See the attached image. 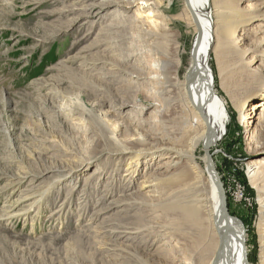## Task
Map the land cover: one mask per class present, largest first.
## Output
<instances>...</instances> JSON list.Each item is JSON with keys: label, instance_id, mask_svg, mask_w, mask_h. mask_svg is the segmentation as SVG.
<instances>
[{"label": "rangeland", "instance_id": "374dc122", "mask_svg": "<svg viewBox=\"0 0 264 264\" xmlns=\"http://www.w3.org/2000/svg\"><path fill=\"white\" fill-rule=\"evenodd\" d=\"M113 1L101 7V0H0V264H184L172 210L162 208L170 193L160 180L170 159L125 152L172 142L153 119L154 58L133 24L156 0ZM158 1L175 36V70L187 63L197 32L184 0ZM153 13L152 21L161 20ZM110 21L124 22L131 35L126 60L107 48ZM263 23L240 26L209 57L228 113L227 135L213 149H222L217 170L255 262L257 191L247 171L249 160L264 157V105L245 109L239 122L233 104L264 84ZM254 53L263 57L251 62ZM145 178L152 185L141 188Z\"/></svg>", "mask_w": 264, "mask_h": 264}, {"label": "bare ground", "instance_id": "6f19581e", "mask_svg": "<svg viewBox=\"0 0 264 264\" xmlns=\"http://www.w3.org/2000/svg\"><path fill=\"white\" fill-rule=\"evenodd\" d=\"M141 1L147 3L149 0ZM240 1L184 0L197 35L187 63L175 70L171 69V63L176 61L177 45L175 36L168 33L164 11L159 7L160 1L149 2V12L144 14V10L138 11L133 20V24L139 28V34L147 39L149 53L154 58L152 65L156 72L151 77L157 87H151L154 97L149 106L159 107L157 118L153 119L163 124L162 133L172 142L154 143L136 151L125 149V152H134L135 155L147 152L152 159H170L165 168L167 175L160 180L170 193L169 201L162 203V208L172 210V236L180 244L178 253L183 251L185 254V261L183 256L179 259L184 264H264V157L249 160L247 171L248 182L257 191L258 204L259 255L258 260L252 263L249 260V239L245 228L239 219L228 212L226 206V193L217 170V160L220 158L217 153L222 152V149L213 151L227 135L225 122L228 113L216 93L217 76L209 63L210 54L216 53L220 43L227 39L226 36L234 38L240 26L264 20V0H248L241 9L238 6L233 8V2ZM113 2L101 0L100 4L101 7H107ZM115 9L118 10L114 7L111 12ZM151 11L161 20L152 21ZM139 16L145 18L149 26L153 22L152 30H147L148 25L145 26V23H137ZM105 25L108 32H104V39H110L107 48L111 49V55L126 60L132 54L131 50L124 48L131 42V35L128 36L125 31L126 25L114 21ZM260 26H264V23ZM154 28L162 32L158 34ZM229 46L234 50L237 44L231 43ZM259 56L263 57L254 53L250 61ZM263 90L264 84L248 91L244 102L234 101L233 108L239 122L244 119L245 109L253 110L264 105ZM254 98L259 101L254 102ZM169 109L174 111L173 117L162 118L161 115ZM247 139L249 144L250 138ZM141 141L144 143L145 138L142 137ZM198 148L203 152L199 160L196 157ZM129 163L128 168L133 166L134 161ZM132 174L131 170L123 173L126 177ZM152 182L145 178L141 181V188L151 186ZM120 232L122 236L125 232L129 233Z\"/></svg>", "mask_w": 264, "mask_h": 264}, {"label": "trees", "instance_id": "16d2710c", "mask_svg": "<svg viewBox=\"0 0 264 264\" xmlns=\"http://www.w3.org/2000/svg\"><path fill=\"white\" fill-rule=\"evenodd\" d=\"M251 262H255L254 260L252 261V259H250Z\"/></svg>", "mask_w": 264, "mask_h": 264}]
</instances>
